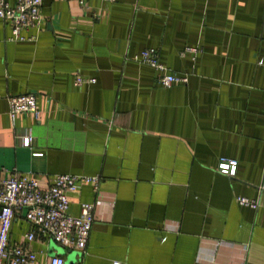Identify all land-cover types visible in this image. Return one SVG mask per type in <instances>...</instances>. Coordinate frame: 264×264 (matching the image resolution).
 Segmentation results:
<instances>
[{
	"label": "crops",
	"instance_id": "obj_1",
	"mask_svg": "<svg viewBox=\"0 0 264 264\" xmlns=\"http://www.w3.org/2000/svg\"><path fill=\"white\" fill-rule=\"evenodd\" d=\"M39 12L31 41L7 40L0 19V178L99 175L67 194L69 215L82 202L94 215L74 263L264 264V0H40ZM149 47L186 80L163 87L131 59ZM23 93L38 116L10 119L7 97ZM28 229L16 212L9 245ZM27 245L46 264L55 244Z\"/></svg>",
	"mask_w": 264,
	"mask_h": 264
},
{
	"label": "built area",
	"instance_id": "obj_2",
	"mask_svg": "<svg viewBox=\"0 0 264 264\" xmlns=\"http://www.w3.org/2000/svg\"><path fill=\"white\" fill-rule=\"evenodd\" d=\"M113 1V0H106ZM40 0H14L9 5L6 0H0V19L9 25V41H31L33 34H26L28 30H38L40 24ZM194 51V48H187ZM131 59L153 68L157 80L163 87L173 82H184V75H175L158 60L157 51L143 48L133 54ZM92 83L93 79L75 75L74 83ZM7 113L10 119L19 112H27L37 118L38 110L32 93H23L7 97ZM29 137L21 139L22 146H28ZM39 155L40 152H32ZM216 171L232 176L235 172L234 159L219 157ZM48 183L42 187L33 177H23L19 173H11L7 178H0V264H31L35 253L27 243L37 236L49 239L55 245L64 249L83 251L90 225L94 220L93 207L90 203L82 202L77 215L67 213V194L77 189L80 183H89L95 189L99 175H77L70 173H54ZM239 205L255 207V202L246 197L235 198ZM23 211V217L29 224L24 233L25 243L9 245L8 231L16 212ZM46 264H67L63 255L54 253L49 255ZM119 264V263H112Z\"/></svg>",
	"mask_w": 264,
	"mask_h": 264
},
{
	"label": "water",
	"instance_id": "obj_3",
	"mask_svg": "<svg viewBox=\"0 0 264 264\" xmlns=\"http://www.w3.org/2000/svg\"><path fill=\"white\" fill-rule=\"evenodd\" d=\"M52 248L54 249V251H51L49 255H52L54 253L65 255V262L67 264H75L70 249H64L63 247L57 245H53Z\"/></svg>",
	"mask_w": 264,
	"mask_h": 264
},
{
	"label": "rangeland",
	"instance_id": "obj_4",
	"mask_svg": "<svg viewBox=\"0 0 264 264\" xmlns=\"http://www.w3.org/2000/svg\"><path fill=\"white\" fill-rule=\"evenodd\" d=\"M52 242V241H51ZM53 243V242H52Z\"/></svg>",
	"mask_w": 264,
	"mask_h": 264
}]
</instances>
